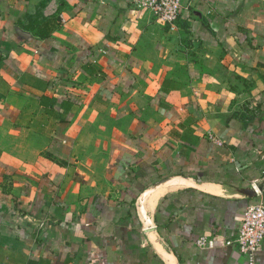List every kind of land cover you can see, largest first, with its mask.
Here are the masks:
<instances>
[{"label": "crops", "instance_id": "crops-1", "mask_svg": "<svg viewBox=\"0 0 264 264\" xmlns=\"http://www.w3.org/2000/svg\"><path fill=\"white\" fill-rule=\"evenodd\" d=\"M259 202L264 0H191L174 27L130 0H0V264H250L224 242Z\"/></svg>", "mask_w": 264, "mask_h": 264}, {"label": "built area", "instance_id": "built-area-1", "mask_svg": "<svg viewBox=\"0 0 264 264\" xmlns=\"http://www.w3.org/2000/svg\"><path fill=\"white\" fill-rule=\"evenodd\" d=\"M138 8L149 9L162 23L174 27L181 19L184 10L189 8L191 0H130ZM196 244L201 248H213L217 242L208 236H201ZM235 246L245 255L250 264L264 246V202L250 204L243 215L241 226L233 237L224 242Z\"/></svg>", "mask_w": 264, "mask_h": 264}, {"label": "water", "instance_id": "water-1", "mask_svg": "<svg viewBox=\"0 0 264 264\" xmlns=\"http://www.w3.org/2000/svg\"><path fill=\"white\" fill-rule=\"evenodd\" d=\"M167 182L166 180L163 181ZM189 184H192L198 188H200L201 190H207L208 192H211L213 194H216L218 196H222V197H226L229 199H252L258 196V190L255 188V186L253 185H247V186H242V187H238V186H233V185H229V184H217V190H215L211 185L207 184L206 182L203 181H198V180H190L189 179ZM260 189H262L260 187ZM146 227H147V236L150 240V236H149V231H152L155 233V235L157 236L158 240H159V245L163 248H165L167 250V247L169 248V245L164 241L163 237L161 236V234L159 233V231H156L155 228L153 227V224L151 222H149V217L146 215ZM150 242L152 244H154L156 246V248L159 250V247L157 246V244L153 243L151 240ZM173 254V252H171ZM174 255V254H173ZM176 264L177 261H176Z\"/></svg>", "mask_w": 264, "mask_h": 264}, {"label": "bare ground", "instance_id": "bare-ground-1", "mask_svg": "<svg viewBox=\"0 0 264 264\" xmlns=\"http://www.w3.org/2000/svg\"><path fill=\"white\" fill-rule=\"evenodd\" d=\"M151 235L154 236V237L156 238V240H157V243H159V242H158L159 240H158L157 236L155 235V233L153 232V230H152V231H149V236H150V238H152ZM154 241H155V239H154ZM159 247H160V246H159Z\"/></svg>", "mask_w": 264, "mask_h": 264}]
</instances>
